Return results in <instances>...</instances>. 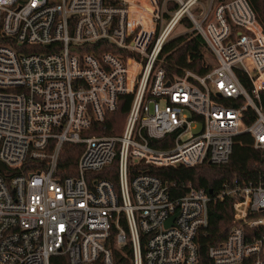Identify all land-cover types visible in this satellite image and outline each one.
Masks as SVG:
<instances>
[{
    "label": "built area",
    "instance_id": "1",
    "mask_svg": "<svg viewBox=\"0 0 264 264\" xmlns=\"http://www.w3.org/2000/svg\"><path fill=\"white\" fill-rule=\"evenodd\" d=\"M178 26L212 51L204 75L155 66ZM263 90L264 28L248 0H0V264H111L113 226L131 264H195L197 233L225 199L228 231L208 257L264 264V183L234 178L215 196L188 184L172 198L148 172L224 164L242 132L264 149ZM122 95L121 133L94 131ZM113 161L117 187L87 177Z\"/></svg>",
    "mask_w": 264,
    "mask_h": 264
},
{
    "label": "trees",
    "instance_id": "2",
    "mask_svg": "<svg viewBox=\"0 0 264 264\" xmlns=\"http://www.w3.org/2000/svg\"><path fill=\"white\" fill-rule=\"evenodd\" d=\"M222 1V0H217ZM258 20L264 28V0H248ZM183 21L190 26L189 21ZM215 57L202 37L194 31H188L169 39L159 52L156 67H161L169 76H181L186 70L196 74L204 75L215 64ZM242 85L250 90V83L245 74L236 72ZM131 102L130 95H122L119 98L118 107L109 112L98 130L100 134L119 135L124 125L125 117ZM243 100H237L235 105H240ZM259 103L264 113V90L259 93ZM244 123L250 124L255 119V112L247 107L243 111ZM252 137L246 132L237 134L233 139L232 152L228 162L224 164H212L204 162L192 167H160L151 168L149 173L158 176L168 186L170 197L176 198L184 194L188 184L194 188H203L212 196L222 191L224 185L237 178L241 182L253 184L264 183V149L253 147ZM156 147H166L162 140L151 142ZM133 170V168H131ZM95 176L106 179L118 185L117 163L111 164L87 177ZM133 175H130V177ZM230 216L229 201L213 202L209 209V222L207 227L199 229L195 241L199 249V258L195 264H213L207 254L211 244L224 239L228 231V219ZM120 224L126 228L123 214L120 215ZM117 229L113 226L108 240L112 249L113 260L111 264H131L132 249L127 240L123 245L115 244V233ZM143 243V239H142ZM50 264H68L66 255H53ZM93 264H102L96 261Z\"/></svg>",
    "mask_w": 264,
    "mask_h": 264
},
{
    "label": "rangeland",
    "instance_id": "3",
    "mask_svg": "<svg viewBox=\"0 0 264 264\" xmlns=\"http://www.w3.org/2000/svg\"><path fill=\"white\" fill-rule=\"evenodd\" d=\"M216 2H217V0H215ZM202 2L205 4V6L207 7L208 6V0H202ZM170 5H173V3L171 4L170 3ZM189 28V27H188ZM183 31H185V28H182V27H180V26H178L174 31H173V33L171 34V37L169 38V39H171L172 37H175V36H177V35H180V34H183L184 32ZM189 31H191V30H189ZM188 32V31H187ZM168 41V40H167ZM166 41V42H167Z\"/></svg>",
    "mask_w": 264,
    "mask_h": 264
},
{
    "label": "water",
    "instance_id": "4",
    "mask_svg": "<svg viewBox=\"0 0 264 264\" xmlns=\"http://www.w3.org/2000/svg\"><path fill=\"white\" fill-rule=\"evenodd\" d=\"M2 169V165L0 164V170ZM173 218V217H172ZM172 218L167 222V224H170Z\"/></svg>",
    "mask_w": 264,
    "mask_h": 264
}]
</instances>
